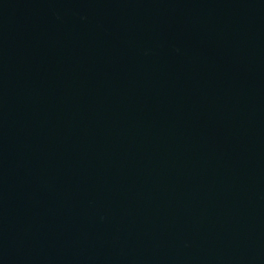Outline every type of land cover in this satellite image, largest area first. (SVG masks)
I'll list each match as a JSON object with an SVG mask.
<instances>
[{
  "label": "water",
  "instance_id": "95a60500",
  "mask_svg": "<svg viewBox=\"0 0 264 264\" xmlns=\"http://www.w3.org/2000/svg\"><path fill=\"white\" fill-rule=\"evenodd\" d=\"M0 264H264V0H0Z\"/></svg>",
  "mask_w": 264,
  "mask_h": 264
}]
</instances>
